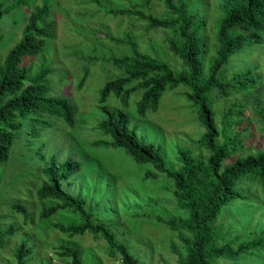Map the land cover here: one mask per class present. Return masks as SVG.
Returning a JSON list of instances; mask_svg holds the SVG:
<instances>
[{
	"label": "trees",
	"instance_id": "1",
	"mask_svg": "<svg viewBox=\"0 0 264 264\" xmlns=\"http://www.w3.org/2000/svg\"><path fill=\"white\" fill-rule=\"evenodd\" d=\"M36 1L1 2L0 23L16 7L30 10ZM130 1V5L119 8L109 7L101 0L81 3L94 5L107 16L128 21L131 26L127 31L118 27L115 33L102 36H99L100 28H89V37H83L87 43L106 49L108 54L89 57V62L112 66L108 69L110 78L100 94L98 112L102 116L96 128L111 139H99L83 148V151L88 150L83 160L72 145L74 137L70 141L63 140L58 146L60 149L53 151L47 150L49 145L41 147L34 141L46 130L54 129L48 128V119L60 120L75 131L78 129L76 115L79 114L80 120L83 116L74 98L54 94L50 88V85L54 87L55 66L62 56L60 47L54 45L57 0H40L41 4L35 5L29 14L23 13L20 40L9 51L0 53V167H6L13 159L12 148L24 137L28 140L25 146H34L38 151L32 159L39 171L34 170L32 174L41 173L44 177L37 191L39 201L48 205L40 212L41 222L59 214L68 219L76 216L77 220L70 223L53 224L54 229L69 240L92 234L95 239L105 241L111 258L120 256L121 264H144L130 251L127 242L118 238L122 227L119 222L97 220L101 201L108 204L115 191V179L109 172L117 167L105 160L112 149L121 151L119 156L129 158L137 166H147L138 186L147 181L155 182L161 175L173 187L171 201L182 208L180 216H134L159 222L176 233L182 244V250H175L178 264H264V222L254 219L256 212H264V106L252 108L263 142L253 153L243 149L242 131L236 134L234 129L228 131L227 126L233 117L236 127L248 119V102L240 108L237 103L227 106L221 116V129L213 109L221 99L254 93L263 81L260 68L264 72V64L236 69L239 64H233V60L232 68L229 65L235 55L249 48H264V0H215L217 18L213 43L208 35L207 0ZM152 2L162 4L161 15L151 12ZM75 15L78 19L88 16L78 12ZM136 22H142L145 32L171 33L165 55L180 61L179 69L159 57V52L154 57L140 49L134 31ZM15 37L13 33L12 38ZM3 38L0 34V42ZM117 49L120 56L116 54ZM210 49L212 57H208ZM40 58L36 70L34 63ZM86 72L77 90L81 91L87 82ZM166 95V109L171 106L173 97H186L197 114L195 121L204 128L203 135L195 141L200 147L199 155L191 147L178 146L174 168L167 165L164 147L146 137L145 128L150 117L159 112ZM113 98L118 103L116 107ZM98 149L102 152L96 159L93 153ZM64 151L67 152L65 157ZM85 170L91 173L89 178H82ZM3 177L4 173H0V183ZM77 180H80L78 190L73 192L70 186ZM8 205L24 216L26 224L30 221L35 226L34 217L26 206ZM106 210L105 215L110 217ZM17 231L12 225L0 229L1 246L7 243L6 237L14 236ZM24 237L13 253L17 264H29L34 255L31 237ZM63 242L56 248V256L64 260V264H84L78 246Z\"/></svg>",
	"mask_w": 264,
	"mask_h": 264
},
{
	"label": "rangeland",
	"instance_id": "2",
	"mask_svg": "<svg viewBox=\"0 0 264 264\" xmlns=\"http://www.w3.org/2000/svg\"><path fill=\"white\" fill-rule=\"evenodd\" d=\"M15 1L0 0V3L8 2L12 4ZM84 1L87 0H57L56 2L54 18L58 25L54 45L56 44V46L60 47L59 50L62 56L60 64L56 62V72L53 75L55 76L53 81L54 87L52 88L50 85L51 91L53 89L54 94H61L66 98H74V103L79 107L80 115L82 114L83 119H78L79 114L76 115V127L78 129L75 131L60 120L58 121L54 118L48 119L50 123V127L48 128L54 129L46 130L42 136L34 140L41 147L43 144L49 145L47 150L53 151L60 147L63 140L70 141L74 137L75 141H73L72 145L82 160V156L88 153V150L83 151V148L88 147L99 139H111L110 136L106 137L102 131L96 128L100 115L102 116L98 112L100 110V94L110 78L108 69L112 67L111 64L104 67L101 62H89V57H105L108 54L105 51L106 49L100 48V46H97L93 42L87 43L83 37H89L88 34L91 32L89 28H100L102 32L99 33V36L105 35L104 33L108 32L115 33V29L118 27L122 31H127L131 28L128 21L121 22L119 18L113 19L112 16H107L104 12L99 11V8L94 5H81ZM101 1L105 5L115 8L131 4L130 0ZM40 4V0H37L31 9H34L35 5L38 6ZM215 4V0H207L206 4L208 6L207 13L210 18L208 35L212 43L214 42L215 35L213 28L217 18ZM31 9L16 7L1 21L0 34L4 38L0 42V53L4 52L3 50L9 51L20 40L23 27L21 17L23 13L27 12L29 14ZM76 12L87 13L88 16L78 19L75 15ZM151 12L159 16L164 12V8L162 4L158 6L152 2ZM93 14L94 16H92ZM136 25L137 28L134 31L138 36L137 42L140 49L154 57L156 56V52H159V57L166 59L173 68L179 69L181 65L180 61L176 60L173 56L167 57L165 55L167 53L165 48L168 45L167 38L171 33L164 30L145 32L142 22H136ZM13 33L17 35L18 39L17 37L15 39L12 38ZM116 52L117 56L121 55L118 49ZM212 55L213 51L210 49L208 57H212ZM41 60L42 58L35 61L34 66L36 70ZM233 60V64H239L236 69L251 67L257 63L263 66L264 48L253 47L235 55L231 59L229 68H232ZM86 69H88L87 72ZM85 72L89 75L87 82H85L81 91L77 90L79 88L78 84L81 78H84ZM260 72L264 77V72L261 68ZM70 79L72 82L69 81ZM166 97L167 95L159 112L153 114L150 117V121H147L148 125L145 127L147 135L144 132L141 133L146 135L150 141L153 140L164 147L167 165L173 167V165L175 166V158L178 155V146L191 147L199 155L200 147L195 141L203 135L204 128L198 120L195 121L197 114L194 113L192 104L186 97L178 95L173 97L169 109L165 108ZM112 101L114 107L118 106L114 98ZM245 102H248V119H244L242 125L236 127V120L233 117L227 123V126L228 131L234 129L236 134L242 131L241 142L244 144L243 149L246 152L253 153L263 146L260 128H257L258 125H256L252 117V108L259 105L264 106V78L254 93L247 95L240 93L228 100L221 99V101L213 106V109L217 114L216 117L218 122H220L219 129H221V116L225 108L232 103H237L239 105L237 108H240V105ZM249 120L250 123H248ZM27 129L31 130V128ZM22 139V142H19L12 148L13 159L10 160L6 167H4L5 165L0 167V173H4V177L0 183V229L8 228L11 225L18 229L14 236L6 237L7 243L4 246L0 244V264H17L13 253L21 243V239L25 238V235L31 237L30 245L34 251L29 264H64V260H61L55 254L56 248L62 244L63 239L66 240L63 243L71 242L78 246L82 252L84 264H121L120 256L111 258L107 254V248L103 239H95L92 234L87 233L84 236H75L72 240H69L68 236L54 229L53 224L57 222L70 223L73 219L77 220L76 216H71L68 219L63 214H59L45 222H41L40 212L44 205H48L39 201L37 191L44 177L41 173L39 175L36 174L39 171V167L34 166L32 159L38 151L33 149L34 146H25V142L28 140L24 137ZM61 148L65 150L62 145ZM65 151L63 157L67 153ZM101 152L102 149H98L97 152L93 153L94 157L97 159L101 155ZM121 153V151H113L112 149L109 152L108 159L105 160L117 167V169L109 172L113 174L115 179V191L114 196L110 202L108 201V204L101 201L97 209V220L107 223L119 222L122 227L121 229L119 228L121 232L118 234V238L127 242L130 251L137 255L142 263L178 264V255L175 250H182V244L177 239L176 233L159 222L148 221L143 216H134L135 214H152L153 216L159 214L168 217L180 216L183 213L182 208L174 200L171 201L173 187L161 175V178L155 182L147 181L145 184L138 186V184H141L142 176L147 170V166H137L129 158H125L122 155L119 156ZM106 164L110 166L108 163ZM109 168L111 169V166ZM34 170L36 173L33 175ZM116 170L119 172L116 173ZM90 174L89 171L85 170L82 178H89ZM79 182L80 180H77L71 184L70 189L73 192L78 190ZM9 203H19L26 206L28 212L34 217L35 226L29 223L30 221L26 224L24 216L16 213L8 205ZM94 203H97V201ZM104 206L110 209L106 210L107 208L105 209ZM104 210L110 214V217L105 215ZM254 219L255 221L261 220L264 222V212H256ZM173 243L175 244V249L173 248Z\"/></svg>",
	"mask_w": 264,
	"mask_h": 264
}]
</instances>
